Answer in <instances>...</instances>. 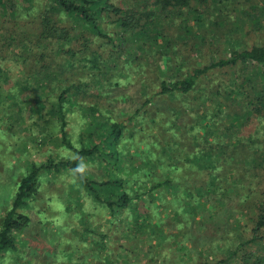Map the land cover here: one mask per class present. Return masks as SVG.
I'll return each mask as SVG.
<instances>
[{
    "label": "trees",
    "instance_id": "1",
    "mask_svg": "<svg viewBox=\"0 0 264 264\" xmlns=\"http://www.w3.org/2000/svg\"><path fill=\"white\" fill-rule=\"evenodd\" d=\"M194 1L206 0L47 1L36 45L42 46L41 41L48 38L50 42L66 40L70 30L75 42L83 39L77 47L59 44L52 48L61 57L55 63L44 61V47L35 54L29 46L25 53H32L33 64L27 76L15 81L19 98L0 89V111L4 110L3 96L15 100L17 113L22 100L30 98L35 103L30 112L38 114L43 122L40 130L46 131L41 136L58 129L61 143L72 153L30 161L19 175L10 203L0 215V258L16 249L15 232L27 224L23 208L36 193L40 174L68 170L77 185L104 207L109 220L132 215L136 222L157 221L160 210L170 209L179 232L184 233L188 225L200 226L206 220H200L204 212L214 218L216 226L221 220L218 213L228 216L223 224L236 229L237 217L251 210L250 236L237 237L233 246L224 248V257L203 264H229L230 259L232 264H264V72L261 76L257 70L264 66V44L232 47L228 54L203 63L177 60L172 55L173 40L161 30L166 18ZM0 4L4 3L0 0ZM127 33L136 39L135 48L123 53ZM178 35L185 37L181 31ZM142 49H151L160 58L159 72L135 79L137 91L127 104L134 102L133 107H118L121 118H117L109 106H102L103 99L130 96L107 93L132 81L123 79L127 75L123 63L134 61L138 66L136 51ZM248 65L251 71L247 73ZM66 70L67 80L62 82ZM217 71L228 74L211 83L210 75ZM51 93H55L52 101ZM87 94L94 100L85 101ZM74 108L85 132L79 144L70 140L66 130L67 112ZM93 159L101 171L97 177L83 165ZM192 172H197L195 178ZM252 244L257 250L247 249Z\"/></svg>",
    "mask_w": 264,
    "mask_h": 264
},
{
    "label": "rangeland",
    "instance_id": "2",
    "mask_svg": "<svg viewBox=\"0 0 264 264\" xmlns=\"http://www.w3.org/2000/svg\"><path fill=\"white\" fill-rule=\"evenodd\" d=\"M1 1L4 4H0V89L4 93L14 92L18 99L15 81L27 76L25 72L33 64L32 51L36 54L38 48L44 47L43 60L55 63L61 61V57L52 52V48L59 44L64 47H77L83 38L75 42V35L70 30L66 40L50 42L48 38L41 41L42 46H37L39 19L48 0ZM166 20L161 32L173 40L172 55L177 60H200L203 63L208 58L214 59L228 54L232 47L264 44V0H206L203 3L194 1L189 7L182 8L175 15L173 13L169 17L170 21L167 18ZM76 27L77 31L81 30V26ZM108 27L116 30L115 26ZM180 31L185 34L183 39L182 35H178ZM86 35L93 38L89 33ZM135 40L126 34L127 49L124 48L123 53L135 48ZM97 41L95 36V43ZM145 45L146 48L149 47L148 41ZM29 46L31 52L26 54ZM102 46L106 48L108 45ZM136 53L140 57L138 66L134 61L123 63L127 74L123 79L132 81L111 88L107 93L110 95L123 92L125 96H130L117 101L103 99L102 106H109L117 118H121L118 107H133L134 102L132 105L127 104L134 98L132 94L137 91L135 79L142 75L152 77L159 72L161 62H158L160 58L157 60L155 52L142 49ZM78 54L79 52L77 56ZM150 56L154 58L151 59ZM124 58L128 57L124 55ZM77 62L81 64L82 61ZM106 63L114 66L111 61ZM140 67L144 71L138 72ZM257 70L261 74L264 66L260 65ZM246 71H251L249 65ZM68 72L66 70L61 74L62 82L67 80ZM227 74L228 72L223 71L211 73V83ZM56 90L57 88L53 91ZM51 94L53 95L49 99L52 101L55 93ZM83 98L85 101L94 100L91 94ZM2 100L4 110L0 111V215L9 205L17 179L30 161L39 163L46 160L48 155L58 159L72 153L61 143L58 129H53L46 137L41 136L46 131L40 130L39 124L43 122L38 114L30 112V108L35 106L30 98L22 100L18 113L14 99L3 96ZM66 119L70 140L75 144H79L81 139L84 141L85 132L81 128L82 118L79 112L74 108V111L67 112ZM32 120L37 123H32ZM52 124L47 129L50 130ZM146 132L143 131L144 134ZM256 134L260 136L259 133ZM137 138L136 136V140ZM83 165L95 177L101 174L95 159L85 161ZM196 173L192 172L194 178ZM23 211L28 215L27 224L15 232L16 249L3 255L0 264H203L204 261L212 262L224 257V248L233 246L239 236L249 237L252 225L251 210L242 212L237 217L239 224L236 229H229L226 222L223 224L224 216H228L218 213L221 220H217L219 225L216 226L214 218L210 219L211 215L204 212L200 220L202 217L208 219L200 221V226L188 225L184 233L179 232L170 209L160 210L156 214L158 222L152 218L146 222H136L132 215L124 218L125 220L120 216L109 220L104 207L77 185L76 179L68 170H46L41 173L37 191ZM214 229L220 230L215 233ZM221 231L223 232L220 235ZM100 232L104 233L103 236ZM160 232L165 235L162 236ZM181 244L186 248L180 246ZM247 249L257 250L255 244ZM231 260L229 264H232Z\"/></svg>",
    "mask_w": 264,
    "mask_h": 264
}]
</instances>
